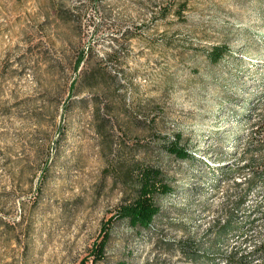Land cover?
<instances>
[{"label":"rangeland","instance_id":"rangeland-1","mask_svg":"<svg viewBox=\"0 0 264 264\" xmlns=\"http://www.w3.org/2000/svg\"><path fill=\"white\" fill-rule=\"evenodd\" d=\"M261 156L264 0H0V264H93L141 167L171 192L98 264H264Z\"/></svg>","mask_w":264,"mask_h":264},{"label":"trees","instance_id":"trees-1","mask_svg":"<svg viewBox=\"0 0 264 264\" xmlns=\"http://www.w3.org/2000/svg\"><path fill=\"white\" fill-rule=\"evenodd\" d=\"M79 27L81 28V25H79ZM227 52L228 51L225 46L217 45L214 46L207 54V58L211 64H218L226 57ZM23 59L24 61H27V64L30 58L25 56ZM83 61L84 54H81L75 62V70L78 69ZM34 64L36 66L35 68L32 67L34 71L36 69L41 70L43 64L42 61L37 59ZM73 88L74 83H71L70 90ZM243 99L245 100V97H243ZM244 102H247V100ZM235 103H237V101ZM235 112H238L235 114L238 121H246V119L249 118V114L243 111L242 108H238ZM166 150L176 159L190 160L194 165L198 162L183 147L179 145L178 141L170 144ZM252 163L254 164L253 166H255V175L258 177L264 175V156L253 159ZM219 169L221 172L225 170L224 167ZM216 175L217 173H214L212 176L215 177ZM136 179L138 188L134 198L129 201H124L120 204L117 209L116 216L108 219L104 225V230L101 237L95 243H93L92 247L90 248L88 258L91 259L93 264H98V262L104 257L105 250L109 243V234L106 232L105 227H107L109 223L117 219L125 220L137 234H142L150 229L152 222L159 214V207L154 202V198L160 195L169 194L171 192L170 188L165 183H163L161 173L156 169L141 167L136 173ZM241 200H243V198L240 199V201Z\"/></svg>","mask_w":264,"mask_h":264}]
</instances>
